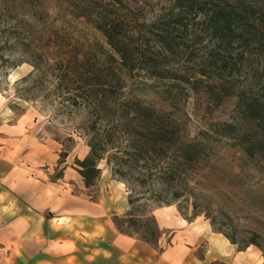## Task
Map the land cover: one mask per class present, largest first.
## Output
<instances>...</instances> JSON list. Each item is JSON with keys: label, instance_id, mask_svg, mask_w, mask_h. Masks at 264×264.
<instances>
[{"label": "rangeland", "instance_id": "obj_1", "mask_svg": "<svg viewBox=\"0 0 264 264\" xmlns=\"http://www.w3.org/2000/svg\"><path fill=\"white\" fill-rule=\"evenodd\" d=\"M182 2L179 7L177 0H0V110L4 120H19L47 147L46 156L33 162L37 167L54 176L65 166L72 173L67 186L76 195L109 196L120 209L113 210L111 218L118 214L121 229L137 242L132 250L137 264H172L162 256L170 242L180 245V264H232L206 261L207 237L182 239V232L189 231L186 222L180 225L185 220L208 223L212 232L221 237L227 233L240 245L255 238L260 245L247 248L254 257L264 258V153L258 147L252 154L244 149L252 137L244 134L250 122L241 104L242 98H264V52L240 37H251L253 29L264 32L258 19L264 14V0ZM180 8L183 14L178 17ZM225 10L241 13L235 15L230 37L211 28ZM103 18L125 20L122 46L133 71L121 65L96 27V20ZM167 28L174 38L163 51L158 35ZM117 65L124 82L120 96L165 113L170 127L174 125L167 133H131L135 126L128 127L129 133H114L115 95L106 89L107 104L98 107V95L87 86L98 80L111 85ZM203 69L205 75L199 72ZM156 70L160 75L153 74ZM97 130L112 133L118 147L100 161L96 183L81 187L76 160L88 154ZM168 203L176 206L167 216L173 223L162 229L154 212ZM89 246L84 241L81 248ZM105 246L100 244L95 253ZM0 252V264H17L6 258L14 256L11 247L0 245Z\"/></svg>", "mask_w": 264, "mask_h": 264}, {"label": "crops", "instance_id": "obj_2", "mask_svg": "<svg viewBox=\"0 0 264 264\" xmlns=\"http://www.w3.org/2000/svg\"><path fill=\"white\" fill-rule=\"evenodd\" d=\"M3 114L0 110V245L11 247L14 256L6 257L8 261L14 260L17 264H40L43 260L46 264H137L139 260L134 257L137 253H132L137 242L132 235L117 229L110 214L120 209L113 206L109 196L94 199L85 192L76 195L72 186H67L68 175L72 173L65 166L64 174L61 168V173L54 176L37 167L33 162L46 156L47 147L29 134L19 120L16 123L4 120ZM59 159V162L64 161V158ZM75 168L81 187H85L77 165ZM123 206L126 207V202ZM175 209L173 203L156 208L154 215L162 229L172 225L173 221L167 216ZM49 211H53V215L48 217ZM185 222L189 231L182 232L183 235L176 233V237L180 235L192 242L199 235L207 237V262L225 259L232 264H264V258L251 255L250 248L239 250L227 237L212 232L210 224L198 225L197 221L185 220L180 221V225L184 227ZM54 223L57 226L54 227ZM69 223L78 229V234L74 235ZM84 232L89 236L83 239ZM104 232L105 236L100 237ZM63 233L66 236L60 243L58 239H63ZM84 241L91 246L82 249ZM76 244L80 245L79 249ZM100 244H106L104 251L95 253ZM178 246L170 242V249L162 254L164 261L182 263L184 256L176 253L180 250Z\"/></svg>", "mask_w": 264, "mask_h": 264}, {"label": "trees", "instance_id": "obj_3", "mask_svg": "<svg viewBox=\"0 0 264 264\" xmlns=\"http://www.w3.org/2000/svg\"><path fill=\"white\" fill-rule=\"evenodd\" d=\"M185 1V0H183ZM190 3L193 0H187ZM178 6H184V2L182 0H177ZM227 5H233L231 1L227 2ZM205 4L202 6V9L205 8ZM235 11L234 15L228 10L222 12L219 15V18L216 19V22L211 24V28L213 31H219L218 33L222 34L223 37H230L235 29V15H239L240 10H232ZM181 12V13H180ZM180 12L178 17H180L183 12L180 8ZM241 14V13H240ZM254 15V14H253ZM259 22L264 28V14L259 16ZM245 21V17L243 16V23ZM122 22H125L124 19H115V18H103L102 21L96 20V27H98L107 38L108 43L112 46V48L116 52V56L118 57L122 66L128 68V70L133 71L135 68L130 66L128 62L129 52L122 46V42L124 41V35L122 33ZM248 23V22H247ZM253 28H257L255 23H249ZM239 27V26H238ZM173 31L170 28H167L165 32H163L159 36V43L161 45V50H167V44L171 43ZM240 37L246 42L253 41L256 48L262 52H264V32H258L253 29L252 36L247 37L244 34H240ZM116 56L113 59L117 60ZM73 57V56H72ZM75 59H79L77 55H74ZM72 60V59H71ZM85 58L80 59V62H83ZM69 62V61H68ZM118 67V68H117ZM120 66L117 65L111 71V85L105 81H94L89 82L88 86L89 93H95L98 96H95L96 106L104 107L107 104L106 101V89L110 88L111 93L114 94V102L116 103L115 113L112 116L113 125L115 129L114 133L117 130L128 132V127L132 126L135 128L132 131H144L145 135L158 136L160 133H167L168 130L174 126L170 125L172 122L168 119L165 113L152 108L151 106H147L140 102L138 99L126 98L124 96H120V92L124 87L123 77L119 73ZM201 74L205 75L207 70L203 69L199 71ZM154 75H160V71L156 70ZM89 75V74H88ZM103 75H100L102 77ZM89 76L85 77L88 80ZM107 85V86H106ZM110 85V86H109ZM174 85L179 86L180 84L174 83ZM240 96H244L240 94ZM254 95L251 98H242L241 104L242 109L245 113V120L250 122L244 126V134L251 136L252 139L248 144H251L247 148H244L246 152L252 154L253 149L256 147L259 148V152L264 153V98L255 97ZM101 118L104 119L103 116ZM177 126V125H176ZM170 127V128H169ZM112 133L103 134L99 130L92 134L89 140L90 151L84 158H77L76 165L78 171L83 176L84 183L87 187H91L96 183L100 173V161L104 158V155L110 149L116 148L118 146L114 145L117 140L111 136ZM149 150V149H148ZM138 151H141V147L138 148ZM63 160V159H62ZM60 174V173H59ZM171 204V203H168ZM166 204V205H168ZM113 221L116 227L121 229L120 219L118 218V214H115L113 217ZM225 236L230 239V241L234 244H238L239 250L246 249L250 244L260 245L255 238H251L249 242H246L245 245H240L237 240H235L232 236L225 233Z\"/></svg>", "mask_w": 264, "mask_h": 264}]
</instances>
